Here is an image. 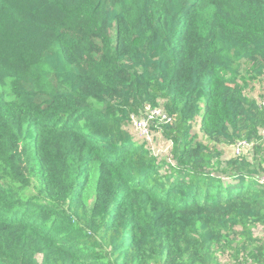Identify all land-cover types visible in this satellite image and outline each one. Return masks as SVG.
Here are the masks:
<instances>
[{
    "label": "trees",
    "instance_id": "obj_1",
    "mask_svg": "<svg viewBox=\"0 0 264 264\" xmlns=\"http://www.w3.org/2000/svg\"><path fill=\"white\" fill-rule=\"evenodd\" d=\"M263 78L264 0H0V264H264Z\"/></svg>",
    "mask_w": 264,
    "mask_h": 264
},
{
    "label": "rangeland",
    "instance_id": "obj_2",
    "mask_svg": "<svg viewBox=\"0 0 264 264\" xmlns=\"http://www.w3.org/2000/svg\"><path fill=\"white\" fill-rule=\"evenodd\" d=\"M113 33H116V29L114 28ZM248 95L250 98L254 99V100H259L261 102H264V78L261 80V82H259L256 85H253L251 87V89L248 91ZM204 112V110H203ZM202 112V114H203ZM193 130L195 132H199V124H194L193 123ZM133 132L134 136H135V140L138 141L139 143H143V144H147L150 152L152 153V155L156 156L158 159H160L161 154L164 152H168V151H172L173 148V144L171 142L166 141L163 137L159 136L158 140L152 138L151 136L146 135V130L143 126H139L137 128H133ZM251 153V152H250ZM254 151L251 154H249L248 159L252 160L254 157ZM263 153L260 154V156H258V158L262 157ZM227 157L228 154H227ZM258 233L260 234V239L264 242V226H259L257 228ZM235 262V261H234ZM235 264V263H234Z\"/></svg>",
    "mask_w": 264,
    "mask_h": 264
},
{
    "label": "built area",
    "instance_id": "obj_3",
    "mask_svg": "<svg viewBox=\"0 0 264 264\" xmlns=\"http://www.w3.org/2000/svg\"><path fill=\"white\" fill-rule=\"evenodd\" d=\"M259 102L264 109V102H261V101H259ZM160 115H161L160 111L153 112L154 117H159ZM151 118L152 117H150L149 119H151ZM162 119H165V116H163ZM133 126H134V128H137L139 126H143L146 130V135L151 136L150 127H149V120H147V119H134ZM261 132L264 135V129H262ZM248 147H249V144L246 140L239 142L234 148L235 154L240 155Z\"/></svg>",
    "mask_w": 264,
    "mask_h": 264
},
{
    "label": "clouds",
    "instance_id": "obj_4",
    "mask_svg": "<svg viewBox=\"0 0 264 264\" xmlns=\"http://www.w3.org/2000/svg\"><path fill=\"white\" fill-rule=\"evenodd\" d=\"M135 119H140V118H135ZM133 121H134V119H133ZM133 128H134V126H133V123H132V130H133ZM150 132H151V137L153 138V133H152V131H151V129H150ZM135 133V132H134ZM135 137V136H134ZM136 142H138V141H136ZM139 143V142H138ZM140 144H143V143H140Z\"/></svg>",
    "mask_w": 264,
    "mask_h": 264
}]
</instances>
